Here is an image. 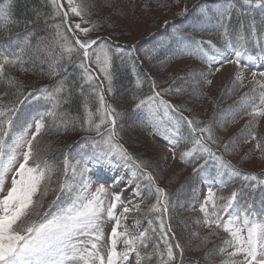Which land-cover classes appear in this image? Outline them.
Returning <instances> with one entry per match:
<instances>
[{
  "label": "snow or ice",
  "instance_id": "obj_1",
  "mask_svg": "<svg viewBox=\"0 0 264 264\" xmlns=\"http://www.w3.org/2000/svg\"><path fill=\"white\" fill-rule=\"evenodd\" d=\"M174 2L179 4L180 0ZM50 3L53 11L45 24L54 33L51 41L38 38L33 44L32 33L28 32L22 44L0 45V82L5 84L0 88V264H184V248L170 222L169 196L150 170L152 162L125 146L118 126L122 113L106 98L113 92L114 59L129 65L134 73L129 111L168 142L173 160L178 157L182 163L193 165L192 176L207 185L199 207L202 218L194 223L208 228L210 236L223 230L227 238L205 258L211 260L219 255L223 257L219 264H264V176L245 173L225 160L224 153L236 151L237 140L225 143L212 121L185 115L192 111L185 106L187 101L173 102L171 97L186 94L188 88L175 81L162 87L150 73L140 71L145 60L151 62L161 51L189 47L210 69L194 74L197 84L203 81L210 86V77L230 64L235 66L232 87H244L247 62L264 60V40L260 35L264 34V20L259 33L255 20L247 29L243 22L253 11L264 14V0H202L191 13L185 4L177 13L181 23L216 19L223 28L222 44L218 46L211 39L197 40L178 28L175 34L145 49L143 59L134 45L125 50L114 46L110 37L99 35L97 23L90 19L91 5L87 0H67L68 10L61 0ZM150 3L145 0L146 10H150ZM8 7L0 9L5 21L10 15ZM233 13L239 32L229 38ZM70 15L78 17L79 22L69 23ZM249 37L259 47V55L249 53ZM53 44L59 53L52 56L49 76L58 78L56 83L25 89L11 75L12 70L27 71L24 65L36 54L53 52ZM65 59L79 69L78 78L70 79L67 68L61 75L56 65ZM213 63L217 64L214 70ZM250 76L248 83L252 87L244 93L241 104L247 105L246 114L251 119L240 137L245 143L255 141V149L264 155V136L257 137L255 132L259 118H264V71H251ZM180 79L184 82L183 77ZM77 89L84 98L86 116L80 130L90 135L78 142L83 147L75 155L65 152L62 167L56 169L43 159L42 151L36 147L37 138L44 130H76L68 128L65 114L58 109ZM92 101L97 105L95 112L89 108ZM26 102L31 104L27 114L20 107ZM210 162L215 165L212 176L205 175V165ZM9 174L10 186L5 188ZM57 174L59 178L54 180ZM236 182L239 188L230 187ZM226 188L227 195L223 193ZM192 191L197 189L193 187ZM50 194L53 198L44 210ZM133 212L143 215L147 228L141 227V219L129 222ZM108 222L113 226L106 237L103 225ZM208 240L204 237L203 244Z\"/></svg>",
  "mask_w": 264,
  "mask_h": 264
},
{
  "label": "trees",
  "instance_id": "obj_2",
  "mask_svg": "<svg viewBox=\"0 0 264 264\" xmlns=\"http://www.w3.org/2000/svg\"><path fill=\"white\" fill-rule=\"evenodd\" d=\"M62 1L65 9L68 10L67 0ZM75 2L81 3L82 0H75ZM199 2H202V0H180L179 4L175 3L174 0H151L150 10H146L144 7L145 0H87V3L91 5L89 9L91 12L90 19L97 23L99 35L110 37L114 46H121L125 50L129 46L134 45L141 55V59H143L142 53L145 49L152 47L166 36L175 34L178 28L181 32L188 36H194L197 40L211 39L220 46L223 42V28L217 23L216 19L208 17L199 23H195L189 19L187 22L181 23V17L177 15L185 4H187L191 13L193 6ZM220 2L224 3V0H220ZM159 5L168 6L160 7ZM5 6H9L8 11L10 15L7 21L0 15V45L8 44L9 42L11 44H22L26 38L25 33L28 32L32 33L30 39L33 44L36 43L38 38L48 41L53 39L54 33L52 29L45 24V21L49 19L53 11L50 0H0V9H4ZM113 17H115V20ZM147 19H151V24L147 28V31L142 32V34H137V31H133L131 26L129 27V24L134 21L140 20L144 22ZM169 20L171 22L164 27L165 21L168 22ZM253 20L257 24L259 33L261 21L264 20V14L253 11L243 22L245 29H247V26ZM56 22L58 23L59 20ZM76 22H79V18L70 15L69 23ZM194 24L195 26H190ZM151 27H154L156 30H160L163 27L164 29H161L154 37L147 40L143 39L139 43L137 41H127L136 40L141 35L142 37L147 36L151 32ZM238 32L239 27L235 13H233L229 38H234ZM245 35H247V31ZM260 35L261 39L264 40V34ZM252 39V37H249L250 42L247 45L249 53L251 55H259L260 49L251 43ZM185 43L187 44V42ZM52 48L53 52L51 53L41 52L34 55L32 60L24 65L27 71L14 69L11 75L21 81L27 90L54 85L58 78H50L49 64L52 62V56L59 53V49L56 48L55 44L52 45ZM252 49H255V51H252ZM56 67L60 69L61 75H63V68H67L70 79L78 78L79 69L74 68L67 59L60 61ZM207 69V62L198 55L193 54L191 48L185 47L181 51L173 47L171 50L161 51L151 62L145 60L140 71L150 73L162 87H168L169 83L175 81L178 86L188 88L189 91L186 94L179 97H171L173 102L180 103L187 101L185 106L192 111L191 113L186 112L185 115H189L190 117L195 116L205 122L212 121L214 127L217 129V135L225 143L229 140H237L236 151L224 153L225 160L231 161L233 165L245 173L250 172L257 176H264V155L255 149V141L245 143L243 137H240L241 130L244 129L251 119L246 114V111L249 110L247 105L241 104V98L250 88L232 87L234 77L232 75L229 82L220 92L217 89L209 91V85L204 84L203 81L197 84L194 78V74L208 72ZM113 70L115 73L113 92L107 93L106 98L113 106L118 107V110L122 113L118 126L121 130L120 134L123 137L125 146L130 152L136 153L145 160L152 162L153 167L150 170L158 177L159 186L165 188L169 196L171 201L169 209L170 222L184 248V264H196V262H199V264H219L221 256L216 255L211 260L205 257L210 251L222 246V242L227 238V234L223 230H220L218 235L210 236L208 228L204 229V226L194 223L197 218H202V213L201 215L194 213L193 208L196 204L199 205L201 188L205 184L192 176L193 165L182 163L178 157L180 166L172 174L167 175L161 161L150 151L149 142H147L155 135L151 131L153 129L148 127L146 123L141 122L134 112L129 111V108L133 104L131 94L135 89L134 73L131 71L129 65L122 64L119 59H114ZM182 77L184 78V82L180 79ZM210 78L213 79V77ZM3 87H5L4 82H0V88ZM143 90L147 92V85H144ZM83 99L77 89L71 99L62 104L58 109L59 113L65 114L64 118L67 120L68 128L76 130L67 132H57L55 129L52 131L44 130L41 136L37 138L39 143L36 147L42 151L43 159L49 161L56 169L62 167L63 154L71 152L72 155H75L83 147L78 142L83 137L90 135V133L80 130L86 119L82 106ZM35 103L36 101L31 102V104ZM31 104L26 102L25 105L20 106L21 110L27 114V110L31 108ZM89 108L95 112L97 108L96 103L94 101L90 102ZM96 122H99L98 118ZM259 126L260 123L258 122L255 126L257 137H261ZM182 131L184 135H187L186 131ZM70 145L71 148H69ZM220 151L223 152V149ZM55 160H57V163ZM259 160L263 168L256 167V161ZM198 163L202 164L203 160H199ZM212 165V167L205 165L207 169L205 175H215L214 162ZM58 178V174L53 176L54 180ZM55 186L53 184V187ZM193 187L197 189L195 193L192 191ZM230 187L239 188L240 184L236 182L230 185ZM223 193L225 195L229 194V189H224ZM52 198L50 194L45 199L44 210H47V204ZM204 237H209L206 245L203 244ZM188 252L198 255L199 260L193 259Z\"/></svg>",
  "mask_w": 264,
  "mask_h": 264
},
{
  "label": "rangeland",
  "instance_id": "obj_3",
  "mask_svg": "<svg viewBox=\"0 0 264 264\" xmlns=\"http://www.w3.org/2000/svg\"><path fill=\"white\" fill-rule=\"evenodd\" d=\"M162 16V14H161ZM113 19L115 20V17H113ZM151 19H147L144 22L143 21H134L132 23L129 24V27L131 26V29L133 31H137V34H142V32L147 31V28L150 26L151 24ZM156 29L154 27H151L150 31H155ZM149 35V34H148ZM147 35V36H148ZM147 36L142 37L138 36L136 38V40H127L130 42H136L139 43L141 40L145 39ZM217 59L219 60L220 58L217 57ZM249 65L248 70L245 73V88H251L252 85L248 83V80L251 78L250 73L251 71H264V60L261 59H257L255 61H248L247 62ZM213 65L217 66L216 63H213ZM209 69V68H208ZM210 70V69H209ZM208 70V71H209ZM213 70V69H212ZM235 74V66L230 65V64H225L224 67L221 69L220 72L216 73L214 78H213V83L209 86V91L213 89V91L215 89L218 90V92H220L224 86L229 82L230 78L232 75ZM235 102V101H234ZM258 122L260 123V135L264 136V118H259ZM153 131V130H151ZM31 134V133H30ZM164 139L159 136V135H155L152 138H150L147 142H149V148L150 151H152V153L157 156L159 158V160L162 163L163 169L166 171L167 175L172 174L174 171L177 170V168L180 166L178 159L173 160L171 157V150L169 145L167 144L165 147H163L164 149H166L167 151H165L161 146V142ZM164 142V141H163ZM165 143V142H164ZM57 163V160H55ZM257 163V168H263L262 163L259 161H256ZM213 162H210L208 165L209 167H212ZM10 180H11V174L8 175V177L6 178V182H5V188H7L8 186H10ZM207 189V185H204ZM104 187L109 188L108 184H105ZM109 190L111 191V188H109ZM127 193H125V197H127ZM206 195V194H205ZM204 195V196H205ZM151 202V201H149ZM137 203H139V201H137ZM142 209H145L144 205H141ZM141 219L142 223H141V227L142 228H147V224H146V219H144L143 215L139 214V213H130L129 214V222H131L133 219ZM112 222H108L105 223L103 225L104 228V232L105 235L107 237V235L110 233V229L112 227ZM189 254H191L190 252H188ZM191 257L193 259H197L199 260V256L198 255H194L191 254Z\"/></svg>",
  "mask_w": 264,
  "mask_h": 264
},
{
  "label": "water",
  "instance_id": "obj_4",
  "mask_svg": "<svg viewBox=\"0 0 264 264\" xmlns=\"http://www.w3.org/2000/svg\"><path fill=\"white\" fill-rule=\"evenodd\" d=\"M62 2V0H61ZM69 21V20H68ZM156 33V31H153L151 34H150V37H152L154 34Z\"/></svg>",
  "mask_w": 264,
  "mask_h": 264
}]
</instances>
